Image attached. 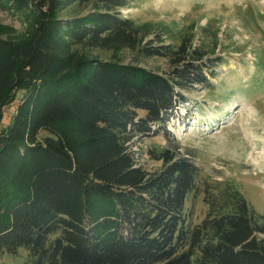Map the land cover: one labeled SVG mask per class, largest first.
Listing matches in <instances>:
<instances>
[{"label": "trees", "instance_id": "trees-1", "mask_svg": "<svg viewBox=\"0 0 264 264\" xmlns=\"http://www.w3.org/2000/svg\"><path fill=\"white\" fill-rule=\"evenodd\" d=\"M131 2L0 0L26 23L18 31L0 20V254L24 247L31 264H264V214L235 184L206 189L207 216L191 226L200 168L190 154L150 149L161 168L142 164L136 139L154 125L168 133L185 92L212 88L215 49L193 45L194 24L168 42L173 27L126 16ZM149 58H166L169 71L145 67Z\"/></svg>", "mask_w": 264, "mask_h": 264}, {"label": "rangeland", "instance_id": "rangeland-1", "mask_svg": "<svg viewBox=\"0 0 264 264\" xmlns=\"http://www.w3.org/2000/svg\"><path fill=\"white\" fill-rule=\"evenodd\" d=\"M121 11L140 22L170 24L175 34L167 41L176 44L194 24L193 45L215 49L212 88L185 92L186 100L169 118L168 133L154 125V134L136 139L142 164L151 171L161 168L150 149L169 146L190 154L200 168L197 189L186 205L191 226L207 216L206 189L217 192L230 183L257 214H264V0H132ZM0 20L18 31L26 28L22 12L2 5ZM143 65L161 73L170 69L166 58H149ZM22 96L20 91L5 108L1 128L12 121ZM0 264L31 263L21 247L18 253L0 254Z\"/></svg>", "mask_w": 264, "mask_h": 264}, {"label": "built area", "instance_id": "built-area-1", "mask_svg": "<svg viewBox=\"0 0 264 264\" xmlns=\"http://www.w3.org/2000/svg\"><path fill=\"white\" fill-rule=\"evenodd\" d=\"M134 148L137 149L136 146Z\"/></svg>", "mask_w": 264, "mask_h": 264}]
</instances>
